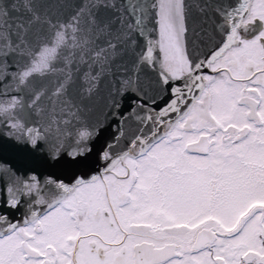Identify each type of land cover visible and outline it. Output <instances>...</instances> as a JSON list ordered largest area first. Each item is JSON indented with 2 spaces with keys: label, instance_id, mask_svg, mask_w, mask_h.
<instances>
[{
  "label": "snow or ice",
  "instance_id": "obj_1",
  "mask_svg": "<svg viewBox=\"0 0 264 264\" xmlns=\"http://www.w3.org/2000/svg\"><path fill=\"white\" fill-rule=\"evenodd\" d=\"M0 152V264H264V0H0Z\"/></svg>",
  "mask_w": 264,
  "mask_h": 264
},
{
  "label": "water",
  "instance_id": "obj_2",
  "mask_svg": "<svg viewBox=\"0 0 264 264\" xmlns=\"http://www.w3.org/2000/svg\"><path fill=\"white\" fill-rule=\"evenodd\" d=\"M51 86L52 85L48 81H41V80H37L35 84V87L37 88H46ZM95 107H96V111H94L93 116L98 114L99 108L102 107V102L97 101ZM7 161L13 164H15L16 162L11 151L7 153ZM4 163H5V154L0 152V164H4Z\"/></svg>",
  "mask_w": 264,
  "mask_h": 264
}]
</instances>
